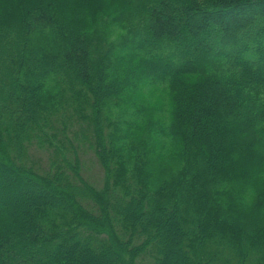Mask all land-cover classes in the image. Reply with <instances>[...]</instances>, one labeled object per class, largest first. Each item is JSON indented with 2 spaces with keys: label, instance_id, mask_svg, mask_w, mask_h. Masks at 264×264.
Segmentation results:
<instances>
[{
  "label": "trees",
  "instance_id": "16d2710c",
  "mask_svg": "<svg viewBox=\"0 0 264 264\" xmlns=\"http://www.w3.org/2000/svg\"><path fill=\"white\" fill-rule=\"evenodd\" d=\"M0 264H264V0H0Z\"/></svg>",
  "mask_w": 264,
  "mask_h": 264
},
{
  "label": "rangeland",
  "instance_id": "374dc122",
  "mask_svg": "<svg viewBox=\"0 0 264 264\" xmlns=\"http://www.w3.org/2000/svg\"><path fill=\"white\" fill-rule=\"evenodd\" d=\"M82 157L84 159V174L87 176H97V178H102L103 170L95 159L93 152L88 151V153L83 154Z\"/></svg>",
  "mask_w": 264,
  "mask_h": 264
}]
</instances>
